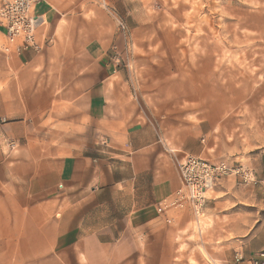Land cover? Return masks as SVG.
<instances>
[{
	"label": "crops",
	"instance_id": "0c3cea01",
	"mask_svg": "<svg viewBox=\"0 0 264 264\" xmlns=\"http://www.w3.org/2000/svg\"><path fill=\"white\" fill-rule=\"evenodd\" d=\"M34 15L36 48L6 52L0 29V264H249L264 251L258 156L245 165L258 183L222 181L190 241L191 210L167 203L194 154L135 101L107 14L42 0Z\"/></svg>",
	"mask_w": 264,
	"mask_h": 264
},
{
	"label": "rangeland",
	"instance_id": "374dc122",
	"mask_svg": "<svg viewBox=\"0 0 264 264\" xmlns=\"http://www.w3.org/2000/svg\"><path fill=\"white\" fill-rule=\"evenodd\" d=\"M94 2L122 43L113 61L152 121L203 159L264 165V0ZM202 228L204 237L205 218ZM199 237L194 224L186 238Z\"/></svg>",
	"mask_w": 264,
	"mask_h": 264
},
{
	"label": "built area",
	"instance_id": "2783aa9c",
	"mask_svg": "<svg viewBox=\"0 0 264 264\" xmlns=\"http://www.w3.org/2000/svg\"><path fill=\"white\" fill-rule=\"evenodd\" d=\"M42 0H0V29L4 30L6 52L16 47L17 52L36 48V30L43 19L34 15ZM264 170V168H263ZM182 186L175 191L167 203V208L189 209L194 216L195 227L201 234L202 222L208 195L224 180L233 179L242 187L258 183L253 169L227 161L211 162L195 155H187L180 165ZM242 254H235L234 262L241 264ZM249 264H264V251L248 260Z\"/></svg>",
	"mask_w": 264,
	"mask_h": 264
}]
</instances>
